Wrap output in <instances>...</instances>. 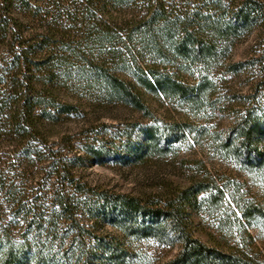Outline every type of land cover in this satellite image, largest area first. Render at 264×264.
I'll return each instance as SVG.
<instances>
[{"label":"trees","instance_id":"16d2710c","mask_svg":"<svg viewBox=\"0 0 264 264\" xmlns=\"http://www.w3.org/2000/svg\"><path fill=\"white\" fill-rule=\"evenodd\" d=\"M255 31L258 56L227 63ZM167 55L198 74L197 84L152 68L168 67ZM121 61L139 67V88L106 70ZM247 66L264 73V0H0V264H151L147 241L178 247L164 264H264L246 244L205 242L192 230L188 209L216 208L218 186L148 198L94 187L77 171L84 157L69 156L52 135L79 110L69 91L143 110L145 90L197 107L214 86L213 67L238 74ZM248 97L220 148L264 171V79ZM157 131L145 128L130 154L166 152L168 135ZM235 202L245 218L257 212Z\"/></svg>","mask_w":264,"mask_h":264},{"label":"rangeland","instance_id":"374dc122","mask_svg":"<svg viewBox=\"0 0 264 264\" xmlns=\"http://www.w3.org/2000/svg\"><path fill=\"white\" fill-rule=\"evenodd\" d=\"M259 42V31L247 35L234 46L227 63L255 58ZM161 59L168 67L152 68L167 70L179 80L197 84L198 74L175 64L169 55ZM74 68L84 72L94 67ZM212 69L214 86L205 91L197 107L145 90H141L143 110L125 102L69 91L66 98L74 101L79 110L63 116L53 127V139L69 156L84 157V164L77 171L94 187L148 198L200 182L218 186L224 195L216 208L204 205L199 210L188 209L192 230L205 242L246 244L250 251L264 258V171L250 169L224 156L220 148L235 118L246 108L248 96L263 81L264 73L257 66H247L238 74H227L219 67ZM106 70L131 87H140L139 67L121 61ZM148 127H156L159 135H168L166 152L144 153L136 158L129 149L144 145V129ZM205 197L201 194L198 199ZM238 198L249 201L257 212L245 218L236 205ZM106 230L119 235L111 227H105ZM141 248L149 255L151 264H164L178 250L177 246L154 241L143 243Z\"/></svg>","mask_w":264,"mask_h":264}]
</instances>
